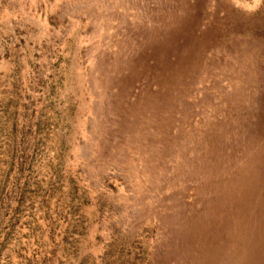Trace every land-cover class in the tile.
I'll return each mask as SVG.
<instances>
[{
	"label": "rangeland",
	"instance_id": "374dc122",
	"mask_svg": "<svg viewBox=\"0 0 264 264\" xmlns=\"http://www.w3.org/2000/svg\"><path fill=\"white\" fill-rule=\"evenodd\" d=\"M247 3L0 0V264H250L226 236L264 195Z\"/></svg>",
	"mask_w": 264,
	"mask_h": 264
},
{
	"label": "bare ground",
	"instance_id": "6f19581e",
	"mask_svg": "<svg viewBox=\"0 0 264 264\" xmlns=\"http://www.w3.org/2000/svg\"><path fill=\"white\" fill-rule=\"evenodd\" d=\"M139 99H140V97H139ZM152 111H154V110H152ZM261 145H262V143H261ZM254 147H256V146H254ZM260 158H262V157H260ZM255 167H257V166H255ZM251 182H250V184H251ZM261 182H262V180L260 181V183ZM257 185H258L257 182H255L254 183L255 189H252L251 192L249 191L251 193V195L249 197H246V199L243 201V202L246 203V205L245 204H241V206L239 207V209H238V220L235 221V219H234L235 222L234 223L232 222V225L228 223L229 224V229L228 230L230 231V233H229V235H226L227 237L229 236V237L233 238L231 243H235L236 245L239 244V246H238L239 247V252H241L244 255L245 259L249 260L250 264H264V195L258 194L259 192H258ZM263 185H264V183H263ZM263 185H262V187H263ZM243 190L245 191V189H243ZM255 191H256V194H254ZM262 193H263V191H262ZM244 195H245V193H244ZM225 208H226V206H225ZM197 224H199V223H197ZM193 236H194V234H193ZM226 244H227V242H226ZM228 247H229L228 251H233V245L232 244H229Z\"/></svg>",
	"mask_w": 264,
	"mask_h": 264
},
{
	"label": "clouds",
	"instance_id": "9594fccd",
	"mask_svg": "<svg viewBox=\"0 0 264 264\" xmlns=\"http://www.w3.org/2000/svg\"><path fill=\"white\" fill-rule=\"evenodd\" d=\"M237 6H241L240 0H234ZM261 6H264V0H251V3L244 5V10L247 12H257Z\"/></svg>",
	"mask_w": 264,
	"mask_h": 264
}]
</instances>
